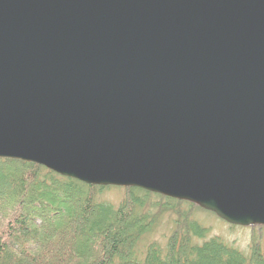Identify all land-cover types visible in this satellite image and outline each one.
Wrapping results in <instances>:
<instances>
[{"label": "water", "instance_id": "obj_1", "mask_svg": "<svg viewBox=\"0 0 264 264\" xmlns=\"http://www.w3.org/2000/svg\"><path fill=\"white\" fill-rule=\"evenodd\" d=\"M0 159L264 227V0H0Z\"/></svg>", "mask_w": 264, "mask_h": 264}, {"label": "trees", "instance_id": "obj_2", "mask_svg": "<svg viewBox=\"0 0 264 264\" xmlns=\"http://www.w3.org/2000/svg\"><path fill=\"white\" fill-rule=\"evenodd\" d=\"M104 189L0 159V264H264L259 243L245 255L219 238L205 239L208 231L190 214L164 247L151 243L142 253L139 243L152 227L140 211L147 199L199 208L137 188L125 189L114 206L97 200Z\"/></svg>", "mask_w": 264, "mask_h": 264}, {"label": "rangeland", "instance_id": "obj_3", "mask_svg": "<svg viewBox=\"0 0 264 264\" xmlns=\"http://www.w3.org/2000/svg\"><path fill=\"white\" fill-rule=\"evenodd\" d=\"M124 196L125 189L106 187L97 195V200L118 206L123 201ZM138 196L140 197V194ZM169 205L163 202V199L152 197L147 199L140 209L141 212L152 219V227L139 243L138 249H140V252L143 253L146 246L151 243L164 247L171 234L182 228L183 215L190 214L191 221L196 222L208 231L205 239L219 238L226 245L245 255H248L252 244L259 243L261 252L264 255V227L232 226L211 212L196 208L192 209L186 204L174 203L173 206ZM194 242L197 241L194 240Z\"/></svg>", "mask_w": 264, "mask_h": 264}]
</instances>
